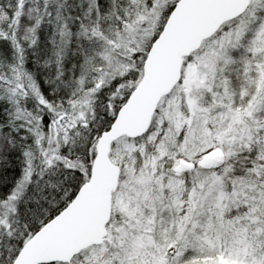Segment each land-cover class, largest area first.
<instances>
[{"label":"snow or ice","instance_id":"obj_1","mask_svg":"<svg viewBox=\"0 0 264 264\" xmlns=\"http://www.w3.org/2000/svg\"><path fill=\"white\" fill-rule=\"evenodd\" d=\"M0 264H264V0H0Z\"/></svg>","mask_w":264,"mask_h":264}]
</instances>
